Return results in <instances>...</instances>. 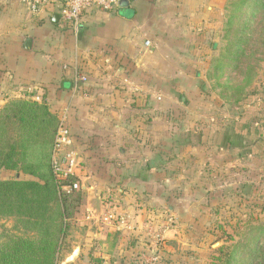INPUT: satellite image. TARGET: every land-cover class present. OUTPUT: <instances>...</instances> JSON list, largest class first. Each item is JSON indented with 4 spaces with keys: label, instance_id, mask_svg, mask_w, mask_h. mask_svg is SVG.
I'll return each mask as SVG.
<instances>
[{
    "label": "crops",
    "instance_id": "crops-1",
    "mask_svg": "<svg viewBox=\"0 0 264 264\" xmlns=\"http://www.w3.org/2000/svg\"><path fill=\"white\" fill-rule=\"evenodd\" d=\"M127 1L125 8L84 11L75 30L61 21L60 0L39 14L20 0H0V110L9 99L36 91L50 112L59 116L67 110L72 147L79 154L75 173L84 198L58 264H147L141 257L153 253L157 260L151 264H173L172 247L187 242L194 227L213 224L212 210L242 187V176L230 168L242 159L243 123L254 114L246 111L239 130V122L211 125L190 141L170 135L168 124L147 116L154 109L142 108L158 83L194 81L180 69L193 68L195 55L209 50L221 18L215 0ZM78 75L86 81H77ZM180 92L176 84L166 93L172 98ZM169 97L159 113L173 108ZM248 141L250 163L258 168L263 148ZM165 207L176 226L157 246L143 230L120 234L99 216L115 208L133 213L140 225L142 215L163 216Z\"/></svg>",
    "mask_w": 264,
    "mask_h": 264
},
{
    "label": "trees",
    "instance_id": "trees-1",
    "mask_svg": "<svg viewBox=\"0 0 264 264\" xmlns=\"http://www.w3.org/2000/svg\"><path fill=\"white\" fill-rule=\"evenodd\" d=\"M261 13L264 0L225 1L222 40L225 38L226 45L212 59L207 77L214 87L226 90L219 80L239 70L241 45L253 19ZM251 94L235 103L251 105ZM245 116L236 129L245 124ZM57 127L58 116L50 112L46 102L32 100L25 93L9 99L0 110V172L7 175L0 179V224H10L9 228L3 224L0 228V264H58L71 240L72 222L84 194L81 189L62 191L76 178L58 180L53 173ZM263 128H249L248 132L264 153ZM246 129L242 131L244 136L249 134ZM233 229L214 250L211 264H264V206L254 216L238 221Z\"/></svg>",
    "mask_w": 264,
    "mask_h": 264
},
{
    "label": "rangeland",
    "instance_id": "rangeland-1",
    "mask_svg": "<svg viewBox=\"0 0 264 264\" xmlns=\"http://www.w3.org/2000/svg\"><path fill=\"white\" fill-rule=\"evenodd\" d=\"M223 2L224 0L214 2V5L219 7L217 11L221 13V18L220 25L213 30L214 34L210 35L209 50L205 54L195 55L193 68L188 67L187 71L180 69L194 81L189 79V84L160 82L155 86L156 89L148 90L145 98L142 99L143 109L146 108L148 111L154 109L148 112L147 116L159 117L162 122L168 124L170 135H176L179 140L187 135V139L193 141L194 136L200 135L203 128L211 125L228 128L239 122L247 114L246 111L254 114L243 125L248 128L247 132L249 128L264 126V13L256 16L247 30L246 42L241 45L239 70L237 72L227 70L231 72L219 80V84L226 87V90L214 87L212 82L207 80L208 73L212 70V59L217 57L226 45L225 38L222 40ZM232 36H227V40ZM176 84L182 88V92L171 98L166 92H170ZM249 94L252 95L249 99L253 98L250 101L251 105L238 106L235 103ZM165 97L170 98L169 102L172 103L173 108L170 109V106L168 109H162L163 114H161L158 109L168 105ZM173 109L178 110L173 112ZM251 136L249 133L241 139L242 159L234 168H230L232 171L237 170L239 176H242L240 194L224 204L221 203L216 210H212L213 224L194 227L193 233L187 235L190 239L187 238V242L182 241L184 246L180 243L176 244L178 249L172 247L176 255L173 264H211V259L215 256L214 250L224 243L227 235L232 234L237 222L254 216L258 209L264 206V156L258 158V168H255L254 163H250L248 154L250 150L247 144L250 143L248 140ZM231 153L232 151L228 154ZM162 211L164 219L156 220L154 224H162L165 218H170L166 213L168 212L166 207L162 208ZM142 217L146 218L144 215ZM173 226H176L175 219ZM151 263L153 262H147V264Z\"/></svg>",
    "mask_w": 264,
    "mask_h": 264
},
{
    "label": "built area",
    "instance_id": "built-area-1",
    "mask_svg": "<svg viewBox=\"0 0 264 264\" xmlns=\"http://www.w3.org/2000/svg\"><path fill=\"white\" fill-rule=\"evenodd\" d=\"M120 0H60L59 16L65 25H71L75 30L78 27L82 13L88 9H99L101 11H111L118 7ZM20 3L32 14H39L50 6L52 0H20ZM150 42L146 41L145 46H149ZM77 81L84 83L86 77L78 75ZM30 99L40 101V97L36 91L29 89ZM72 138L67 127V110L61 111L58 116V127L54 136V147L52 155V169L58 180H64L68 177L76 178L69 185L62 187V191L72 193L79 189L82 190V184L77 177L75 171L79 166V154L72 147ZM85 189V188H84ZM100 221L107 226H111L115 232L120 234H132L141 232L148 237L155 245L161 244L164 241V233L174 224L171 218H165L162 224L154 222L161 220L162 216L143 219L140 225L137 224L133 213L118 211L115 208H108L100 215ZM164 219V218H163ZM154 220V221H153ZM153 253V252H152ZM154 254V253H153ZM144 258L145 262H155L156 255Z\"/></svg>",
    "mask_w": 264,
    "mask_h": 264
},
{
    "label": "water",
    "instance_id": "water-1",
    "mask_svg": "<svg viewBox=\"0 0 264 264\" xmlns=\"http://www.w3.org/2000/svg\"><path fill=\"white\" fill-rule=\"evenodd\" d=\"M127 4H128L127 0H120L118 3V7L119 8H125V7H127ZM57 19H58L57 16H53L52 22H54V20H57ZM216 35H217V33H216ZM30 46H31V39H29V38L25 39L23 48L28 50V49H30Z\"/></svg>",
    "mask_w": 264,
    "mask_h": 264
}]
</instances>
